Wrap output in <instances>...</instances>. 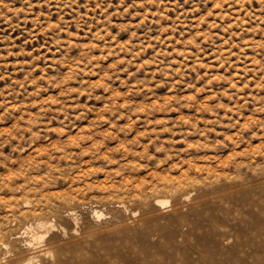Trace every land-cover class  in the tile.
<instances>
[{
	"label": "rangeland",
	"instance_id": "1",
	"mask_svg": "<svg viewBox=\"0 0 264 264\" xmlns=\"http://www.w3.org/2000/svg\"><path fill=\"white\" fill-rule=\"evenodd\" d=\"M194 184L197 230L140 239ZM123 229L159 262L198 240L199 264H264V0H0V253Z\"/></svg>",
	"mask_w": 264,
	"mask_h": 264
},
{
	"label": "bare ground",
	"instance_id": "2",
	"mask_svg": "<svg viewBox=\"0 0 264 264\" xmlns=\"http://www.w3.org/2000/svg\"><path fill=\"white\" fill-rule=\"evenodd\" d=\"M197 186L194 184L191 187H185L183 190L179 192L182 200L184 202L177 203L173 206V214L167 216L166 223L160 222L157 223L152 219L143 220V217L147 214H142L137 222V232L139 238L142 240H149L153 241V243H164L167 242V239L171 236L172 232H164V227L171 226L175 227L173 229V233L180 235L181 237L187 238L190 234H192L195 230H197L198 222L197 218L202 213L201 209V200L205 198L196 197L192 200L190 204H187L186 200L189 197V193L191 189H195ZM216 193L209 195L212 199L217 198ZM153 203L156 208L155 212L160 213L164 209L165 203L168 202V199L165 195H155L153 197ZM71 212V211H70ZM93 213L95 215H99L101 212L96 208H93ZM134 215V213H133ZM74 222H76L75 217ZM134 220V219H133ZM126 224H131L132 219H125L123 221ZM51 226V222L37 220L35 225L29 224L30 230H32V235L34 238H39L42 240L44 234L40 232L41 229L37 227H45L46 230ZM180 232H177V230ZM65 231V230H64ZM75 232V228L73 230ZM82 243L72 245L68 250H70L71 254L69 257H66L64 254V249L60 246L59 242L52 243L53 247H55V256L51 259H34L35 254L33 252L27 253L25 258H20L18 256H10L9 259H6L4 252L0 253V264H199L202 259L201 256L202 252H206V244L195 240L193 242V246L195 250L192 251L193 254H188L186 256L180 254L179 252L172 253L168 256V260L165 259L164 262H159L156 259V254L150 251L147 248H139L136 243L135 239H133L134 234L130 233L127 229H123L120 231L118 235H116L112 240L106 242H94L93 239L90 238L87 234L77 235ZM92 237V236H91ZM51 238L48 239L50 241ZM224 241V240H223ZM226 241V240H225ZM49 243V242H48ZM92 243V244H91ZM51 244V243H50ZM90 245L95 247L94 249L97 250L95 253L97 259H82L80 258V254L77 251H74L75 248L81 247V245ZM107 244L112 245L115 249L114 252L110 251L107 247ZM0 247L5 248V252L8 251V245L4 241H0ZM27 251V250H26ZM196 251V252H195ZM197 253V254H194ZM208 258L213 259L212 252H207ZM209 261V260H208Z\"/></svg>",
	"mask_w": 264,
	"mask_h": 264
}]
</instances>
